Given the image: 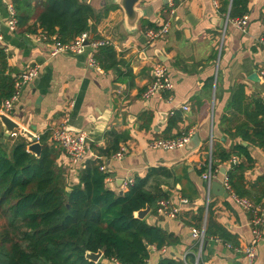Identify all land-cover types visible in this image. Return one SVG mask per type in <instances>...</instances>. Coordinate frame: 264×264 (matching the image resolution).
<instances>
[{
  "label": "crops",
  "instance_id": "obj_1",
  "mask_svg": "<svg viewBox=\"0 0 264 264\" xmlns=\"http://www.w3.org/2000/svg\"><path fill=\"white\" fill-rule=\"evenodd\" d=\"M84 1L99 15V20L93 21L95 36L110 41L120 73L105 70L99 63L98 68L91 67L88 64L92 54L90 46L79 54L51 56L50 42L36 40L42 29L36 26L34 32H21L17 22L16 29H12L7 19V5L12 0H0V47L7 55V71L14 75L34 64L39 66L37 76L23 86L10 117L38 139L47 132V141L51 144V130L66 120L73 133H85L90 140L88 144L96 148L106 145L105 133L110 129L127 133V141L120 143L128 148L122 159L100 157L109 174L106 185L115 192L125 191L126 180L145 176L151 167L166 170L168 174L152 177L148 188L152 191L160 188L166 193L164 199L177 207L178 212L175 217H166L149 209L144 218L147 223L159 225L177 236L178 241L161 249L151 246L146 264H157L162 256L181 259L186 264H241L240 250L252 239V213L237 204L226 189L227 196L210 190L213 220L225 229L230 241L215 236L205 239L207 187L201 175L214 146L229 149L239 140L225 135L220 123L234 86L242 84L247 96L264 100V79L260 77L264 71V46L257 40L264 37V0H244L245 12L240 13L241 5L236 7L235 16L246 14L248 17L244 32L231 22H221L229 14L231 0H219L218 8L213 7L211 0H141L134 28L128 27L117 0ZM141 20L155 27L142 25ZM165 21H169L167 34L147 44L146 30L158 28ZM156 61L168 66L173 89L145 99L142 93L151 82L150 69ZM182 105L188 109L183 110ZM173 112L180 119L168 130ZM3 130L0 123L2 142L11 140L12 136H4ZM182 133H190V138L197 134V146L168 150L149 147L153 138H170ZM241 143L248 146L252 157L243 173L241 189L251 193L252 198H244L260 205L263 187L255 183L264 174V151L245 141ZM56 148L59 151L56 165L66 185L77 183L84 162L98 157L90 147L89 158L69 164L62 149L57 145ZM233 157L235 162L244 159ZM232 163L229 159L217 164L219 173L213 181L223 186V175ZM181 198L189 203L180 204ZM194 230H203L206 241L200 255ZM261 233L253 264H264V225ZM98 261L111 264L102 256Z\"/></svg>",
  "mask_w": 264,
  "mask_h": 264
},
{
  "label": "trees",
  "instance_id": "obj_2",
  "mask_svg": "<svg viewBox=\"0 0 264 264\" xmlns=\"http://www.w3.org/2000/svg\"><path fill=\"white\" fill-rule=\"evenodd\" d=\"M12 4L21 32H34L39 26L62 42L83 32L97 38L93 23L99 15L84 0H12ZM238 4L243 8L240 13L245 12L244 0H231L230 18L244 15L235 16ZM141 23L155 27L144 20ZM94 58L101 68L121 72L112 45L99 47ZM6 59L0 47V104L14 92ZM172 114L168 130L180 119L176 112ZM220 123L225 135L239 140L229 149L213 147L212 168L233 156L243 157V161L231 164L226 176L236 195L252 198L249 191L241 189L243 173L252 162L248 146L241 141L264 151V100L247 96L244 86L236 84ZM105 137L104 147L89 145L98 157L84 162L78 182L71 185L65 184L56 165L59 151L55 143H48L47 132L38 139V155L28 151L30 142L22 135L0 141V264H103L85 258L87 252L99 250L111 264L113 260L118 264H146L151 246L161 249L178 241L163 227L134 215L145 207L155 212L158 201L167 198L160 188H148L150 179L159 173L165 175L166 170L151 167L145 176H134L125 191L115 192L106 185L109 174L100 169V157H112L129 137L113 129ZM255 184L263 187L260 195L264 196V174ZM210 207L209 204L205 239L215 236L230 241L225 229L213 220ZM157 264L186 263L162 256Z\"/></svg>",
  "mask_w": 264,
  "mask_h": 264
},
{
  "label": "built area",
  "instance_id": "obj_3",
  "mask_svg": "<svg viewBox=\"0 0 264 264\" xmlns=\"http://www.w3.org/2000/svg\"><path fill=\"white\" fill-rule=\"evenodd\" d=\"M213 7H219V0H211ZM8 9V24L12 29H16V13L15 9L12 4L7 5ZM170 14L173 13V10L169 11ZM247 15L244 14L240 17L230 18L229 14L225 15V24L231 22L232 25L239 29L240 31H245V26L247 23ZM169 30V21H165L160 27L158 28H150L147 29L145 32V40L147 44H151L156 39L162 38L167 34ZM0 38H1V29H0ZM50 39V40H49ZM36 40L50 42L49 54L51 56L56 55H75L83 52L86 46H90L92 49V54L90 55L88 64L91 67H97L98 64L94 58V52L97 49L104 45H110V41L107 39H97L91 38L88 32H83L73 40L69 42H62L56 38V36H48V34L41 30ZM258 42L264 46V37H259ZM87 42V44H85ZM38 65L34 64L27 68L26 70L14 74V92L12 95L6 99H4L0 104V113L5 114L10 117L12 110L14 109L15 103L17 102L20 92L23 86L31 81L34 77L38 74ZM151 74V82L148 84L146 90L142 93V97L148 99L154 95H161L163 92L172 91L173 83L168 75V66L161 61H156L152 64L150 69ZM260 77L264 79V71L260 72ZM181 108L183 110H187L188 107L186 105H182ZM172 114V113H171ZM17 135L16 131H13L10 136L14 137ZM86 134L83 132L73 133L69 126L67 125V120L64 124L60 125L51 130L50 132V140L51 142L55 143L58 147L62 149V151L66 155V159L69 164H77L89 158L91 154V150L89 144L86 142ZM38 139V138H37ZM190 140V133H182L181 135H177L170 138H156L152 139L149 142V147L153 149H174V148H182L186 146L188 141ZM128 152V148L125 144H121L118 151L112 155L113 158L122 159L124 155ZM94 156V155H92ZM236 158L232 157L231 162H235ZM204 170L202 172V179L204 180L206 187H207V197L205 201L206 207L209 204V192H210V185L211 182L215 179L216 175L219 173L217 168H212V160L209 156L207 161L203 164ZM100 169L103 171H107V166L105 163L100 165ZM109 181V179H107ZM131 179L126 180L123 184L124 188L131 183ZM223 186L229 192L233 200L243 207L245 210L250 211L252 213V219L250 222L251 225V232H252V239L251 241L246 244L243 248H241L240 252L243 254V261L241 264H253L256 250L259 242L262 238L261 227L264 225V198L260 205H255L249 199L240 197L236 195L230 188L228 183V179L226 175H223L222 179ZM189 203L187 199L181 198L180 204H187ZM157 211L160 215L166 217H175L178 208L172 207L169 200L161 199L158 201V208ZM193 235L198 239L197 242V250L198 255H200L201 250L203 249L204 245V233L203 230H194ZM230 247L229 244H227ZM113 263L118 264L113 260Z\"/></svg>",
  "mask_w": 264,
  "mask_h": 264
},
{
  "label": "water",
  "instance_id": "obj_4",
  "mask_svg": "<svg viewBox=\"0 0 264 264\" xmlns=\"http://www.w3.org/2000/svg\"><path fill=\"white\" fill-rule=\"evenodd\" d=\"M141 0H117L119 5L122 7L124 14H125V20L129 28L135 27L137 20L140 15V10L137 8V5L140 3ZM222 23L225 22L224 19L221 20ZM87 44V42H85ZM0 123L3 125V134L4 136H9L13 131H19V133L26 137L27 141H29V145L27 146L28 151L33 152L35 155H38L40 153V143L37 140V136L32 134L30 131L21 128V126L14 121L11 117L0 113ZM71 129V128H69ZM0 141H3V138H0ZM86 142L90 143V140L86 138ZM198 142V136L197 134H193L186 144V148H191L197 146ZM193 145V146H192ZM222 173H225V168H222ZM210 190L212 193H215L217 195H223L227 196V192L225 191V188L218 182V181H212L210 185ZM149 207H145L144 209H140L134 213V215L140 219L144 218V216L148 213ZM206 244V241H204V245ZM203 245V247H204ZM102 251L97 252H87L85 254V258L93 261L98 262L99 258L102 256Z\"/></svg>",
  "mask_w": 264,
  "mask_h": 264
}]
</instances>
